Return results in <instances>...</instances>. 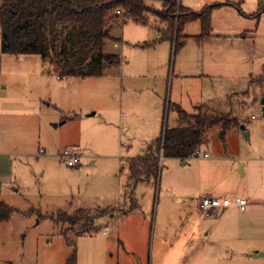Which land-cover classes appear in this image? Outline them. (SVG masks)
Masks as SVG:
<instances>
[{"label":"rangeland","instance_id":"rangeland-1","mask_svg":"<svg viewBox=\"0 0 264 264\" xmlns=\"http://www.w3.org/2000/svg\"><path fill=\"white\" fill-rule=\"evenodd\" d=\"M177 1L200 11L222 0ZM242 1L225 0L257 10L256 0ZM162 3L145 0L156 11ZM237 12L215 8L209 36L201 39L200 22L187 24L182 34L190 37L185 44L178 39L175 55L165 41L140 47L138 41L154 38L150 27L118 22L109 31L115 40H106L102 51L119 55L122 65L98 77L59 75L39 55L0 53L1 135L8 150L20 153L12 183L0 192L14 210L0 223V264H65L73 253L75 264H212L204 258L209 248L264 252V118L258 105L264 96V13L257 22ZM148 17L157 30L166 28L152 13ZM225 27L246 36L230 40ZM228 98L232 110L224 103ZM174 102L190 114L198 105L229 112L240 125L230 126L224 139L221 126L205 129L200 155L186 164L159 158L157 178L137 184L131 207L128 160L164 127L181 124ZM75 114L81 122L61 124ZM17 120L18 127L12 125ZM65 147L81 155L79 169L60 164L56 153ZM83 148L94 156L82 154ZM39 150L45 153L37 155ZM214 194L245 197L250 204L245 212L231 208L206 217L199 201ZM112 197L121 212L95 216L93 210ZM79 207L91 209L88 223L50 219ZM85 223L90 227L82 232ZM249 264H264V255Z\"/></svg>","mask_w":264,"mask_h":264},{"label":"trees","instance_id":"trees-1","mask_svg":"<svg viewBox=\"0 0 264 264\" xmlns=\"http://www.w3.org/2000/svg\"><path fill=\"white\" fill-rule=\"evenodd\" d=\"M256 15L264 13V1H259ZM219 4H211L200 11H192L177 0H163L162 10H151L145 0H1L0 2V53L9 55H39L43 63L57 74L77 77H98L106 70L119 68L120 56L102 51L106 40H115L109 31L118 22L131 21L141 26H153L148 17L152 13L165 29L158 30L159 37L142 42V47L153 46L160 41L173 44L177 49L178 39L187 23L199 21L201 33L197 39L211 31V15ZM119 12V13H117ZM264 79L263 76L260 78ZM260 85V84H259ZM232 110L229 98L224 101ZM179 126L164 127L160 135L146 145L142 155L128 160L127 187L130 205L136 202L133 192L137 184L157 178L159 157L187 160L195 155L204 142L203 132L213 126H221L219 137L225 138L230 126H239L236 117L229 112L211 111L206 105H198L194 114L175 106ZM14 210L0 200V223L9 220ZM114 209H99L95 216L110 214ZM92 218L89 210L79 208L71 214L58 210L50 219L59 223L77 225ZM83 224L86 232L90 224ZM65 264H75L73 253Z\"/></svg>","mask_w":264,"mask_h":264},{"label":"crops","instance_id":"crops-1","mask_svg":"<svg viewBox=\"0 0 264 264\" xmlns=\"http://www.w3.org/2000/svg\"><path fill=\"white\" fill-rule=\"evenodd\" d=\"M244 1V0H243ZM242 1V2H243ZM259 1H264V0H256V5L257 6H259ZM181 4V3H180ZM213 4H219V6H217L216 8H222V7H234L235 9H237V13H239V15L240 16H242L243 18H256V20H257V22L259 21V19L261 18V16H262V14L263 13H261L259 16L258 15H256V12H257V10H258V8H257V10L256 11H253V12H246L245 10H243L242 9V7H241V5L242 4H240V3H238L237 4V2L236 3H227V2H225V0H222V1H218V2H214ZM182 5V4H181ZM186 7V6H185ZM187 8H189L190 9V7H187ZM204 8V7H203ZM192 10V9H191ZM192 11H194V10H192ZM191 23V22H190ZM135 24V23H134ZM187 24H189V23H187ZM186 24V25H187ZM136 25H138V24H136ZM185 25V26H186ZM139 26H141V25H139ZM185 26H184V29H185ZM142 27H150L151 29H153L154 30V38H152V40H149V41H138L137 43L139 44V43H141V42H150V41H153V40H156L158 37H159V31L156 29V28H154L153 26H142ZM184 29H183V31H184ZM223 31H229V32H231V33H223L225 36H227L228 38H230V40H232V39H238V37L240 36V37H242V39L246 36V35H244V33H246V31L244 32H241V30H239V31H230V28H228V27H225V29L223 30ZM251 32V31H250ZM183 35H185V37H181V39L183 38L184 40H183V44H185L186 43V39L187 38H189L190 37V35H186V34H183ZM209 36V35H208ZM161 42H164V41H160V42H157V43H155L153 46H149V47H142V46H140V47H142L143 49H152V48H154V47H156L158 44H160ZM165 42H169V41H165ZM124 43H128L129 44V42H126V41H124ZM170 43V45H171V48H173V44L171 43V42H169ZM126 45V44H125ZM139 47V46H138ZM176 51H177V49L175 50V52H174V55L176 54ZM173 55V56H174ZM121 59V58H120ZM125 64H127V63H125ZM121 65H122V61H121ZM120 65V66H121ZM119 69V68H118ZM179 71V70H178ZM114 98H117L118 97V95L115 93V94H113L112 95ZM263 97V96H262ZM169 105L170 104H168V107H169ZM179 106L181 109H183L181 106H180V104L179 103H176V102H174L173 103V109L175 110V106ZM258 105H259V101H258ZM157 107H159V105H156ZM256 106H257V104H256ZM184 110V109H183ZM186 111V110H185ZM176 112V111H175ZM187 112V111H186ZM188 113V112H187ZM177 114V113H176ZM94 115V113H92V114H89L88 116H86V117H90V116H93ZM81 119V116L80 115H74V116H63L62 117V120L64 121H62L61 122V124H67V123H69V122H71V123H75V121H77V120H80ZM80 122H81V120H80ZM26 122H24L23 123V125L25 124ZM18 124H20V123H18V120L17 121H15L14 122V124L12 123V125H14V126H16V127H18ZM21 124H22V122H21ZM102 128H105V126L104 125H102ZM1 132H2V125H1V123H0V192L2 191V189L5 187V186H7V185H9V184H11L12 183V181H13V179H14V175H13V168H14V157H17V156H19V152L17 153V152H13V151H11V150H8L9 149V146H8V144H7V141H6V139H4L3 137H2V135H1ZM68 131H65L64 133L66 134ZM161 132V131H160ZM105 133H103L102 135H104ZM159 135H160V133H159ZM158 135V136H159ZM157 136V137H158ZM156 137V138H157ZM155 138V139H156ZM77 142H78V144H79V146H81V138H78V140H77ZM151 142V141H150ZM69 145H73V146H75L74 144H76V142L75 141H70L69 143H68ZM145 144V143H144ZM147 145V144H146ZM66 148V147H65ZM70 148V147H69ZM81 148V147H80ZM72 149V148H71ZM59 149L58 148H56L55 149V153L58 151ZM61 150H63V149H61ZM40 151V150H39ZM39 151H38V154L37 155H43L44 153H45V151H44V153H42V154H40L39 153ZM143 151H144V146L142 147V148H140V150H139V154H137L135 157H137V156H140V155H142V153H143ZM60 152V150L58 151V153ZM82 154H84L85 156H90V157H92V156H94V153L92 152V151H87L86 149H82L81 151H80ZM199 152V151H198ZM58 153H56V156L58 157ZM200 153V152H199ZM21 154H23V155H29V153H27V152H25V153H21ZM203 154H206V153H203ZM203 156V155H202ZM204 158H206V157H204ZM131 159V158H130ZM174 159H176V158H174ZM263 160H264V158H262ZM178 160V159H177ZM188 160V159H187ZM80 161H81V159H80ZM180 162H181V164L183 165V164H186V160H179ZM79 165H80V163L78 164V166H76L75 168H77V169H79ZM240 171L242 172L243 171V169L242 168H244L245 167V165L244 164H240ZM245 171V170H244ZM243 174H244V172H243ZM204 196H210V195H204ZM203 196V197H204ZM220 195H216V194H214V196L213 197H219ZM219 198H227V197H219ZM245 198V197H244ZM113 197L112 198H110L109 200H107L106 201V203L104 204V206L102 207L101 205H98V207L95 209V210H93L94 212H96L97 210H99V209H106V208H108V209H114L115 211H113V213H110V216L111 217H113V215H114V212H116V211H118V212H121V208H114V207H112V202H113ZM247 199V198H246ZM177 200L178 201H180L181 199L180 198H177ZM248 201V200H247ZM249 201H248V206H249ZM79 208H82V209H87V210H91V209H88V208H84V207H79ZM78 208V209H79ZM231 208H235V209H237L236 207H228V208H225V209H214V210H212V212L213 211H221V212H219L220 214L221 213H223L225 210H227V209H231ZM248 208V207H247ZM247 208H246V210L245 211H247ZM238 211H240L239 209H237ZM253 210V209H252ZM245 211H240V212H245ZM254 211V210H253ZM212 212H211V214H212ZM216 213H218V212H216ZM211 214L209 215V216H211ZM206 217H208V216H206ZM106 228V227H105ZM259 252L260 251H258V250H251V251H247V250H245L244 248H213V249H211V248H209L206 252H205V256H204V258H206L209 262H212V264H249V263H251V259H257V258H259L260 256H262V255H264V252L263 253H261L260 255H259Z\"/></svg>","mask_w":264,"mask_h":264},{"label":"built area","instance_id":"built-area-1","mask_svg":"<svg viewBox=\"0 0 264 264\" xmlns=\"http://www.w3.org/2000/svg\"><path fill=\"white\" fill-rule=\"evenodd\" d=\"M39 153L42 154L44 151L40 150ZM198 155L200 153L197 151L194 156ZM203 157H207V154H203ZM159 158L161 159L162 156ZM58 159L60 164L66 167H75L80 163L81 155L77 151L66 147L58 153ZM228 207H236L240 211H245L248 207V201L244 197L230 199L213 196H204L199 201V209L204 216H209L214 209H225ZM104 229L108 230L107 227Z\"/></svg>","mask_w":264,"mask_h":264},{"label":"water","instance_id":"water-1","mask_svg":"<svg viewBox=\"0 0 264 264\" xmlns=\"http://www.w3.org/2000/svg\"><path fill=\"white\" fill-rule=\"evenodd\" d=\"M259 108H260V111H261V116L264 118V96L261 97L260 100H259ZM54 126L56 127L57 125L54 124ZM240 128L241 129H244V126L241 125ZM248 135H249L248 132L247 131H244V136L246 137V139H248Z\"/></svg>","mask_w":264,"mask_h":264}]
</instances>
